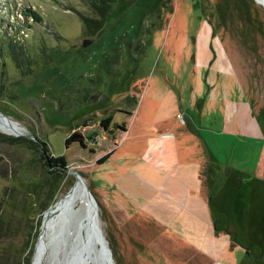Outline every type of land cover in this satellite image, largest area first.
Instances as JSON below:
<instances>
[{
	"label": "rangeland",
	"instance_id": "1",
	"mask_svg": "<svg viewBox=\"0 0 264 264\" xmlns=\"http://www.w3.org/2000/svg\"><path fill=\"white\" fill-rule=\"evenodd\" d=\"M250 4L245 14L234 0H116L103 29L91 31L84 16L99 15L90 0H0V110L23 134L0 132L36 141L0 137V222L21 225L25 241L37 222L55 216L56 201L76 182L67 167L49 171L44 139L96 197L110 202V167L132 161L133 115L143 95L153 93L175 99V119L191 124L215 158L206 185L222 197L214 200L217 214L225 216L234 245L219 258L204 254L187 247L180 224L115 222L96 198L115 264H264V136L245 134L230 111L248 102L264 130V8ZM150 103L145 108L166 107ZM107 115L110 127L124 122L131 129L103 127ZM114 148L118 154L97 162ZM133 171H116L115 183L138 190ZM63 224L70 244V221L50 231ZM44 250L39 264H57Z\"/></svg>",
	"mask_w": 264,
	"mask_h": 264
},
{
	"label": "crops",
	"instance_id": "2",
	"mask_svg": "<svg viewBox=\"0 0 264 264\" xmlns=\"http://www.w3.org/2000/svg\"><path fill=\"white\" fill-rule=\"evenodd\" d=\"M234 79L242 84L239 75ZM153 95L144 94L136 113L132 112V139L127 145L131 146L129 160L132 161L124 159L110 167V202L106 195H101V199L95 197L110 208V216L115 222L180 224L178 230L184 235L187 247L204 254L219 253V258L230 241L234 245L231 240L234 234L224 226L225 216L217 214L222 210L220 207L217 209L214 201L222 199L219 191L216 193L212 186L208 188L206 185L207 180L212 184L209 170L212 166L216 167V160L196 129L191 124L181 125L175 119L179 115L175 99L171 102L165 100V96L154 98ZM160 98L162 101L158 100ZM145 99H148L147 105L143 107ZM151 99L158 101L157 105L166 107L145 108L151 105ZM230 111L233 116L238 114L241 131L245 134L264 136L258 116H253L254 108L248 102H237L235 110L231 107ZM130 129L125 124L123 130L127 132ZM116 148L111 151L110 157L118 154ZM122 169L134 170L132 174L141 182L138 190L115 183V172ZM129 200L139 204L133 206Z\"/></svg>",
	"mask_w": 264,
	"mask_h": 264
},
{
	"label": "trees",
	"instance_id": "3",
	"mask_svg": "<svg viewBox=\"0 0 264 264\" xmlns=\"http://www.w3.org/2000/svg\"><path fill=\"white\" fill-rule=\"evenodd\" d=\"M114 2H116V0H90V4L92 5L93 10L98 13L99 17L94 18L85 15L84 21L87 28H89L91 31H101L106 23V18ZM234 2L237 7L241 6V10L244 9L242 10V13L245 14L248 5H251L250 0H234ZM6 14L7 13H5V15ZM24 14L27 16L28 12L25 11ZM29 14L38 20L42 19V16L39 14V12L29 10ZM0 16L2 15L0 14ZM1 26L2 25L0 24V27ZM1 29H3V27L0 28V32ZM128 112L132 113V111ZM112 120V115H107L102 116L100 122L103 127L108 128L110 127L109 124L112 122ZM114 127H120L122 129H125V123L122 122L120 124L119 122H113V127H110V129L112 130ZM0 137H3L4 141H6L5 139L10 140L11 144L18 143L20 145H25L23 141H27L26 143L36 142L33 140V138L14 135L8 136L2 132H0ZM42 145L43 146L41 147V155L43 158H45L44 163L48 165L50 172L53 173L55 172L54 169L58 170L60 167H68L66 157L54 155L51 146L46 139L42 140ZM111 151L105 153L103 156H100L97 159V162H104L110 156ZM9 223L10 222H0V264H30L35 245L34 239L36 238V235L38 236L40 230L39 226L41 222H37V224H35L34 232H30L27 235V239H25V241L19 235L22 230L21 225L15 226L14 223ZM10 236L11 241H9ZM15 238L17 240H15Z\"/></svg>",
	"mask_w": 264,
	"mask_h": 264
},
{
	"label": "water",
	"instance_id": "4",
	"mask_svg": "<svg viewBox=\"0 0 264 264\" xmlns=\"http://www.w3.org/2000/svg\"><path fill=\"white\" fill-rule=\"evenodd\" d=\"M89 41L90 40H88L87 38L84 39V45H87ZM0 116L9 121H12L10 123L12 124L13 129L10 133L23 134L18 123L10 119V117L1 110ZM122 132L125 131L123 130ZM67 168L76 176V181L81 182L84 186V190L88 196V200L90 203V212L92 213V227L88 234L89 240L85 246L73 242L69 244V232L66 227H62L60 233L57 235L55 234V236L51 234L48 242L44 244L45 249L49 248L48 257L49 259H55L57 264H79L80 254H83V252L85 251L86 254H89L90 256L94 255V259L96 261L98 260L99 264H115L113 250L100 222L98 201L94 193L91 191L83 174L72 166H68ZM44 226L45 219L41 223L40 231L35 241L30 264H34L36 258L38 257V242L44 231ZM45 251L46 250H44V254ZM60 253H62L61 257L59 256Z\"/></svg>",
	"mask_w": 264,
	"mask_h": 264
},
{
	"label": "bare ground",
	"instance_id": "5",
	"mask_svg": "<svg viewBox=\"0 0 264 264\" xmlns=\"http://www.w3.org/2000/svg\"><path fill=\"white\" fill-rule=\"evenodd\" d=\"M257 1L264 8V0ZM0 129L6 132H11L13 129L10 121L2 116H0ZM53 211L55 216L45 222L44 231L39 239L38 257L34 264H39L44 244L48 242L51 234L54 236L55 234H59L62 227H66L69 232L70 227L67 224H63L59 228L50 231L51 228L59 226L64 221H70L71 223L73 243L85 246L89 240L88 234L92 227L93 219L88 196L81 182L76 181L69 190L61 194L56 201ZM46 235H48L47 241L45 240ZM79 264H99V261L94 259V255L90 256L84 251L83 254H80Z\"/></svg>",
	"mask_w": 264,
	"mask_h": 264
}]
</instances>
